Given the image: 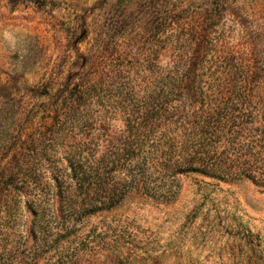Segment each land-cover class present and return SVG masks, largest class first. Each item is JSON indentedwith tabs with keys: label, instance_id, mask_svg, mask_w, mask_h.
<instances>
[{
	"label": "rangeland",
	"instance_id": "obj_1",
	"mask_svg": "<svg viewBox=\"0 0 264 264\" xmlns=\"http://www.w3.org/2000/svg\"><path fill=\"white\" fill-rule=\"evenodd\" d=\"M0 264H264V0H0Z\"/></svg>",
	"mask_w": 264,
	"mask_h": 264
},
{
	"label": "trees",
	"instance_id": "obj_2",
	"mask_svg": "<svg viewBox=\"0 0 264 264\" xmlns=\"http://www.w3.org/2000/svg\"><path fill=\"white\" fill-rule=\"evenodd\" d=\"M79 173V180H81V179H83V174L82 173H80V172H78Z\"/></svg>",
	"mask_w": 264,
	"mask_h": 264
}]
</instances>
